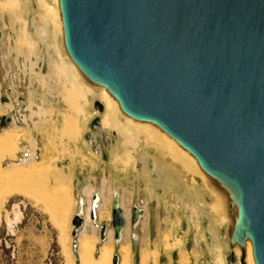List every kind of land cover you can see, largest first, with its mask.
<instances>
[{
    "label": "water",
    "instance_id": "1",
    "mask_svg": "<svg viewBox=\"0 0 264 264\" xmlns=\"http://www.w3.org/2000/svg\"><path fill=\"white\" fill-rule=\"evenodd\" d=\"M58 4L63 50L84 79L196 158L225 195L231 262L237 245L246 264L249 239L264 264V0ZM9 121L1 116L0 126Z\"/></svg>",
    "mask_w": 264,
    "mask_h": 264
},
{
    "label": "rangeland",
    "instance_id": "2",
    "mask_svg": "<svg viewBox=\"0 0 264 264\" xmlns=\"http://www.w3.org/2000/svg\"><path fill=\"white\" fill-rule=\"evenodd\" d=\"M46 1L48 3H53V0ZM39 12L40 7L37 3V0H14V3H10L8 0H0V32L2 34V45L0 48L2 52L6 53L8 56V59L5 60L4 63L0 64L1 75L4 76L5 74V81L2 87H4V85L10 81L12 73H15L21 92L23 93L24 97L26 96L25 99L27 102V104L25 103V106H21L17 102H13V107L7 108L4 106L5 108L3 107L0 109V117L4 115H10L11 109L17 108V112H20L18 113V119L21 121L19 124L17 122L16 125L15 123H11L7 126V128L16 134V137H18V131H22L24 142H26L33 150L36 149V151L33 153L34 163L47 167L45 173L42 175L29 176L9 182L0 181V203L4 197L6 198V200L0 205V264H79L80 259L76 251V247L73 246L72 250V244L74 240H78V235H80L79 233H81L80 231L85 225L84 216L86 213V207L89 205L93 197L92 194H98L97 204L95 205L96 214L98 213L97 211L103 202L105 203V206L107 205L104 209L106 214L107 212L109 213L111 209V192L106 190L103 192L104 184H106L107 187H112L113 189L118 190L122 196L124 204L127 202L130 203L131 199L135 198L141 192V187L143 186L146 188V192H148V197L152 199L151 210L152 218L155 220L153 226L154 228L156 227V231L151 233V241L153 246L147 248V258H149V256L150 258L146 264H158V259H161L160 261H165V254H168L173 249L176 250L179 255L174 253L173 262L170 261L169 264H178V259L181 255L178 247H173L177 245L169 243V235L174 233L176 236H179V234H182L180 230H183V228L187 227L188 224L189 231L187 236H189V239L187 237L184 247L190 253V258L192 257L195 259L191 264H218L216 261L217 251L214 248V244L203 240L199 217L200 209L194 206V202L197 204V198L193 196V194H191L189 201L185 202L184 205L181 199V190L178 189L177 186H175V191H173L174 195L171 196L170 194L172 193L169 189H166V185L164 186V184L157 182V179L156 181L152 180V174H150L149 169H143L138 173L136 172L137 168L134 166L136 160L134 158L131 163L133 165H131L130 162H117L116 165H112L114 162H112L113 155L111 152L115 151V147L120 144V137L106 129L107 136L104 141H100L98 138L99 133H97L95 129L92 128L91 122L93 118L100 115V112H97L98 110L93 104V102L96 100V97L98 98L95 88H93V90H91V92L86 95V98L78 99V103L81 105V107H83L82 113L77 112L74 108L68 105V102L64 97L65 80L61 74L59 75L58 73L54 72V66L52 64L54 59L59 60L58 55L55 53L58 48L61 50L63 55L65 54L62 47L61 35H57L53 32L54 27L52 23H47L46 33H37L38 30L36 28H38L39 25H42V23L39 21V16L37 15ZM34 16L36 19L33 20ZM48 22L50 21L48 20ZM23 26L26 28L24 32L21 31ZM21 32L22 35H24V41L18 40V35L21 34ZM54 44H56L58 47ZM80 80L84 84V87L85 85H91L87 80L84 81V78ZM1 91L4 93L3 89ZM4 96L8 98V96L10 97V94L5 93ZM1 101L3 102V100ZM4 102L8 101L6 100ZM67 112L76 115L79 122L82 121V124L86 123L85 126L83 125L81 131L77 133L72 139H68L65 135L62 136L61 133L64 117ZM118 116L122 118L121 113L118 114ZM38 131H40V133ZM89 140L90 144H88ZM109 145L111 146L110 155H107V153L104 154V160H102V157L98 152H96L95 149L105 147L109 148ZM18 146L23 147V144L21 145L18 143L16 146L15 142L14 145L10 147L11 149H0V164L3 169L6 170L12 166L21 168L28 167V158L31 156V153L26 151V154L20 155L19 158H15ZM150 147L151 146L148 147L147 154H149L150 157L158 156V158L162 160L163 157L160 155V153H158L159 151L153 147ZM137 154L138 151H136L133 155L137 157ZM14 158L15 160H13ZM164 158H166V160L163 161L168 162L166 165L170 166V170L173 169L175 171V177L178 174H181V167H179L180 165L177 162H174L170 155L167 157L164 156ZM128 164L130 166H128ZM126 165L128 167H126ZM171 166H173V168ZM175 168L177 170H175ZM61 171L71 176L72 185L70 188V197L71 199L73 198L72 209H65L62 215V218L66 221V224L68 221L71 226V230L68 233V236L71 240L70 258L61 244L60 230L59 228L57 229V225L54 222L52 211L45 207V203L42 201V199L37 200L35 198L37 196H40L41 198L47 196L49 200H53V183L56 176L61 174ZM141 177L145 179V183L141 184L134 181L135 178L141 180ZM191 177L194 179L191 180V186L192 188L195 187L200 199L201 194L199 190H201L202 187H205L203 182L204 180L195 175H191ZM45 182L50 184L47 190L44 189ZM33 186L36 188L35 192L31 191L34 190L32 188ZM205 188L208 189L207 187ZM2 193L4 194L2 195ZM80 198L83 199L82 205L76 203V201ZM210 199H212V196L211 198L209 197L208 200ZM210 210H212L211 207ZM220 210L222 209L213 207L212 212L219 215ZM131 211H129V208H126L127 213ZM77 214L80 216H77ZM183 215H185V218H187L186 220H184V217H182ZM75 218H78V220L82 223L80 224L79 222L78 227L80 228L77 232V236L73 237L72 231L75 225L73 220ZM88 219H91V211L89 216L86 218V222L89 223L86 229L89 232H93L94 236H97L98 244L101 243V225L104 224L106 226L107 234H109L108 236L111 235L110 231L112 228V221H110V219L105 220V218L103 220H99L97 217L93 221V224ZM130 231H133V229H129L127 232L124 230L123 236L130 239V234L128 233ZM166 231L168 234H166ZM162 240L163 242H161ZM117 247L118 242L115 241L113 251L114 254H117ZM155 248L157 249L155 250ZM131 249L134 256L133 258L137 259V248ZM198 259L202 260V262L199 263L196 261ZM231 263L235 264L236 260L231 262L230 256L228 255L225 258V264ZM133 264L138 263L133 261Z\"/></svg>",
    "mask_w": 264,
    "mask_h": 264
},
{
    "label": "bare ground",
    "instance_id": "3",
    "mask_svg": "<svg viewBox=\"0 0 264 264\" xmlns=\"http://www.w3.org/2000/svg\"><path fill=\"white\" fill-rule=\"evenodd\" d=\"M8 1L10 3H14V0H8ZM37 3L39 5V7H40V12L37 15L39 16V21L42 23V25H39L38 28H36L38 31L37 30H35V31H37L38 34L39 33L44 34V33H46V25H47V23H50V24L52 23L53 24V27H54L53 32L56 33L57 35H61L62 36L63 30H62L61 14H60V10H59L58 0H53V3H48L46 0H37ZM34 19H36L35 16L33 17V20ZM48 20L50 22H48ZM25 29H26L25 26H23L22 29H21V31L24 32ZM23 36L24 35H22V32H21V34L18 35V40L24 41L23 40V38H24ZM7 38H8V36H7ZM1 45H2V34L0 32V47H1ZM54 45H56V44H54ZM59 45H60V43H59ZM7 46H8V44H7ZM6 50H8V49H6ZM55 53L58 55L59 60H57V59H54L53 60V63L52 64L54 66V72L55 73H58L59 75L61 74L63 76L64 80H65V82H64V84H65L64 85V97H65V99L68 102V105L70 107L74 108L77 112H81L82 113L83 112V110H82L83 107H81V105L78 103V99L86 98V95L89 92H91V90H93V88H95V90L97 91L98 98L96 97V100L93 102V104L100 111V115L98 116V118H99V124L96 125V127H95V131L97 133H99V137L98 138H99L100 141H104V139L107 136L106 135V129L110 130L112 133H114V134H116V135H118L120 137L119 138L120 139V144L115 147V149H114L115 151H113V152L110 151L112 153V155H113L112 162H114V164H112V165H116L117 162L118 163L119 162H123V163L130 162V164H131L132 161H133V158L136 159V157L133 154L136 151H138L139 148H144L143 154L140 155L142 159H151V160L159 159L158 156L157 157L156 156L150 157L149 154H147L148 147L151 146V147L155 148L157 151H159L158 153H160V155L163 157L162 160H166V158H164V156L167 157L168 155H170V157L172 158V160L174 162H177L180 165L179 167H181V169L180 168L179 169L181 170V174L182 175L190 176L191 180H194L193 177H191V175L192 176H194V175L195 176H198L202 180H204L203 182H204L205 187H207L208 190H210V192L216 197V200L213 203L210 204V207H211L212 210H213V207L214 208H217V209L218 208H221V207L224 208V202H225V195H224V193L222 191L218 190L214 185H212V183L210 182V179L208 178V176L206 175V173L200 168V166H199L196 158L190 152H188L186 149H184L182 146H180L175 139H173L172 137H170L167 133H165L164 131H162L155 124H153L151 122H144V121L136 120V119H133V118H131V117L123 114L120 111V108H119V105H118V101L107 91V89L105 87L99 86V85H97V86L96 85H90V86L89 85H85V87H84V84L80 80V79H82L84 77H83L82 73L80 72V70L78 69V67L70 59V57L66 53L63 55L61 53V50L59 48L57 49V51ZM7 59H8L7 54L4 53V52H2V50L0 48V64L4 63L5 60H7ZM5 65H6V63H5ZM13 72H14V70H13ZM51 78H52V76H51ZM4 81H5V74H4V76L1 75V71H0V109H2L4 106H6L7 108L13 107V102H17L21 106H25V103L27 104L26 99H25L26 96L24 97L23 93L21 92L20 85H19V82H18V79H17L16 74L15 73H12V77H11L10 81L8 83H6L4 85V87H2ZM6 81H7V79H6ZM84 81H86V80H84ZM2 89L4 90V93L1 91ZM5 93H9L10 94V97L8 96L9 99L4 96ZM1 100H3V102ZM6 100L8 102H4ZM16 109H13L12 108L10 115H4V119L5 120L9 119L10 121L7 123V125L1 126V129H0V149H11L10 147H12L14 145V143L16 142V146L19 143L21 145L23 144V147L22 146H18V150H17V152L15 154V158L16 157L19 158L20 155L26 154V151L29 152V153H31V156L28 158L29 164H28V167H26V168L12 166V167H9L8 169L5 170V169H3L1 167V164H0V181H8L9 182V181L19 180L21 178L29 177V176L42 175L43 173H45V171L47 169V167H45L43 165H39L37 163H34V161H33V153H34V151H36V149L33 150L26 142H24V138H23L22 131H18V137H16V134H14L11 130H9L7 128V126L9 124L15 123V125H16V123H17L16 122V118H19L18 117V113H20V112H17ZM13 111L15 112V114L12 113ZM99 111H97V112H99ZM47 112H49V111H47ZM120 113L122 114V118H120L118 116V114H120ZM89 115H90V113H89ZM57 117H58V115H57ZM81 122H79V120L77 119V116L76 115H74L73 113H68L67 112L65 114L64 123H63V127H62V130H61L62 136L65 135V136H67L68 139L69 138L72 139L77 133H79L81 131L83 125L84 126L86 125V123L85 124H82ZM38 132L40 133V131H38ZM97 133H96V135H97ZM108 134H109V132H108ZM43 138H44V136H43ZM71 141H73V140H71ZM118 143H119V141H118ZM88 144H90V140H89V143ZM67 145H68V141H67ZM43 147H45V146H43ZM60 147H62V146H60ZM87 149H89V148H87ZM44 151H45V149H44ZM103 151H104V149H103ZM100 154H101V152H100ZM39 157H40V154H39ZM2 158H3V156H2ZM15 158L13 160H15ZM137 163H139V162H137ZM160 164H161V162H160ZM165 164H168V162L165 161ZM94 166H95V164H94ZM128 166H130V165L128 164ZM128 166L126 165V167H128ZM171 167L173 168V166H171ZM175 170H177V169L175 168ZM125 174H127V173H125ZM146 175H149V174H146ZM161 175L162 174H160V176ZM108 178H110V177H108ZM120 178H121V175H120ZM131 179H133V178H131ZM109 182H110V179H109ZM49 186H50V184H47L45 182L44 189L47 190L49 188ZM71 186H72L71 185V176L69 174H66L65 172H62L61 171V174H59V175L56 176V178L54 180V183H53V187H52L53 194H54L53 195V200H49L47 198V196L42 197V198L40 196L35 197L37 200H41L42 199V201L45 203V207L47 209H50L52 211V216H53L54 222L57 225V229L59 228V230H60V241H61V244H62L64 250H66L67 254L69 255V258L71 256L70 255V252H71V249H70V241L71 240H70V238L68 236V233L71 230V226H70V224H69L68 221H67V224H66V221L62 218L63 217L62 215H63L65 209H69V210L72 209V202H73L72 199L73 198L71 199V197H70V188H71ZM32 188L34 190H31V191L32 192H35V189L36 188L34 186ZM85 188H91V187H85ZM103 188H104L103 189V192L105 190L108 191V192H111V197H110V200H111V209L109 208L110 209V212L109 213L107 212V214L104 212V209L106 208L107 205L105 206V203L103 202V204L101 205V207L97 211L98 213L96 214L95 205L97 204L98 194L93 193L92 194L93 197H92L89 205L86 207V213H85V216H84V218H85V225L82 228V230L80 231L81 232V233H79L80 235H78L79 236L77 238L78 240L77 241L76 240L73 241L72 250H73V246L76 247V251H77L78 257L80 259V263L79 264H86V263H89V264H132L133 262L131 263V246H130V241H129L128 238H126L125 236H123V231L125 230L127 232L129 229H133V231L128 232L130 234V237L133 236L135 234V232H136V228H137L138 222H140L139 219H140V216L142 215L143 211H142L141 208H139L138 206H134V205H130V206L126 207L124 205V203H123L122 196H121V194L119 193L118 190L113 189L112 187H107L106 184L103 185ZM190 189H191L190 196H191V194H193V196H195L197 198L196 199L197 200V204L194 202V206L198 207V203H200V201H201L199 199V195H198L195 187L192 188V186H191ZM3 194L4 193H2V195ZM5 200H6V198L4 197V199L1 201L0 205ZM49 201H50V203H49ZM82 201H83V199L80 198L79 200L76 201V203H78L79 205H82ZM74 203H75V201H74ZM74 203H73V205H74ZM108 207H109V204H108ZM125 207L126 208H129V211H131V210L132 211L129 212V213H127ZM90 211H91V219H88V220L92 224H93V221L97 217L99 218V220H103V219L106 218L105 220L110 219V221H112V228H111V231H110L111 232V235L110 236H108L109 234H107L106 226L104 224L101 225V227H100V237H101L100 242L101 243L100 244H98L97 236H94L93 235V232H89L86 229L87 226H88V224H89L88 222H86V218H87V216H89ZM77 216H80V215L77 214ZM144 216H146V215L144 214ZM66 219H68V218H66ZM121 220L124 221L123 224L120 223ZM220 220L223 223L225 221H228L229 220V217H227L226 214L225 215H221ZM81 223L82 222L80 221V224ZM211 227L213 228V226H211ZM211 227H209V228H211ZM79 228L80 227L74 225V229L72 231V236L73 237H76L77 236V232H78ZM161 228H163V227H161ZM145 229H146V227H145ZM142 230L145 231V232L147 231V230H144V229H142ZM74 231L76 232L75 235H73V232ZM163 233H164V231H163ZM166 234H168L167 231H166ZM144 236H145V234H144ZM115 241L118 242L117 254H114L113 253ZM161 242H163V240ZM159 243H160V241H159ZM169 243L170 244L177 245V246H173V247H178V249H179V252H180V255L181 256L178 259V264H188L189 258H190L191 255H190V253L184 247L183 237L182 236H176L174 233H171L169 235ZM214 246H215L214 248L217 251V256H216L217 263L218 264H225V258H224L222 246L219 245V244L218 245H214ZM154 247H156V246H154ZM157 248H155V250ZM115 250H116V248H115ZM146 251H148L147 248H142L141 251H140V264H146V262L150 258V256H149V258H147V255L148 254H147ZM151 252H152V250H151ZM234 253L238 257V260H237V262L235 264H240L239 256H240L241 250H240L239 246H237V245L234 246ZM152 259H154V258H152ZM216 261H215V263H216ZM245 262H246V264H255L254 259H253V255H252V244H251V241L249 239H247L246 245H245Z\"/></svg>",
    "mask_w": 264,
    "mask_h": 264
},
{
    "label": "crops",
    "instance_id": "4",
    "mask_svg": "<svg viewBox=\"0 0 264 264\" xmlns=\"http://www.w3.org/2000/svg\"><path fill=\"white\" fill-rule=\"evenodd\" d=\"M106 148L107 147L100 148L99 150L95 149L96 152L98 151L99 155L102 157V160H104V158H103L104 154H106V153H107V155L110 154V151H111L110 150V145H109V149L108 148L106 149ZM103 149H104V151H103ZM139 149H138L137 157L135 159L136 162L134 163V166L137 168L136 172L138 173L139 171H142L143 169H149L150 173L152 174L151 175L152 180L154 179L156 181V179H157V182H160V183L164 184V186L166 185L165 186L166 189H169L170 192L172 193V194H170L171 196L174 195L173 191H175V186H177V188L180 189L181 192L183 191L181 193V195H182L181 197H182L183 204L185 205V202L189 201V199H190V193H191L190 192L191 191V189H190V187H191V178H190V176H187V178H186L185 175L178 174L177 175L178 177L176 176L177 177V179H176L174 170L173 169L170 170L169 166H167L163 160H159V159H156V160L142 159L140 155L143 154L144 148H139ZM100 152H101V154H100ZM137 162H139V163H137ZM160 162H161V164H160ZM131 165H133V164H131ZM131 167H133V166H131ZM160 174H162V175L160 176ZM134 181L137 182V183H141V184L146 182L143 177H141V180H139L138 178L137 179L135 178ZM141 188H142L141 192L135 198H132L130 203L127 202L126 203L127 205L124 204L126 206H129V205L138 206L143 211L142 215L140 216V219H139L140 222H138V225H137V228H136V232L129 239L131 248H137V250H136L137 259L133 258L134 256L132 254V249H131V263L133 261L134 262L136 261L138 264H140V251H141V249L142 248H149V247H151L153 245V243L151 241L152 240L151 233L153 231H156V227L154 228V226H153L155 220H154V218H152V210H151L152 199L147 197L148 196V192H146V188L144 186L141 187ZM199 192L201 194V196H200V200L201 201H200V203H198V208L200 209L199 217H200V224H201V228H202L201 230H202L203 239L206 240V241H209L211 244H214V245H218L219 244V245H221L222 248H223L224 258H226L228 256V254H229V248L227 246L228 242H227V226H226V223H222L221 220H220L221 211H220V214L217 215V214H214L212 212V210H210V204L213 203V200H214L213 197H212V199L208 200L209 197L211 198L210 192L208 190H206V188H204V187H202V189L199 190ZM144 214L146 216H144ZM182 217H184V220L187 219V218H185V215H183ZM211 226H213V228ZM145 227H146V229H145ZM209 227H211L212 229L209 228ZM142 229L147 230V231L145 232ZM180 231L182 232V234H179V236L183 237V240H184V243H185L187 237L189 239V236H187L188 235V231H189V224L187 225V227L183 228V230H180ZM144 234H145V236H144ZM193 241H194V236H193ZM174 253L178 254V252L176 250H174V249L172 251H170L168 254H165V256H166L165 261L164 260L160 261L161 259H158L157 260L158 264H169L170 260L173 262V254ZM194 260L195 259L192 258V257L189 258L188 264L189 263L191 264L192 262H194ZM197 261L199 263L202 262V260H200V259H198Z\"/></svg>",
    "mask_w": 264,
    "mask_h": 264
}]
</instances>
